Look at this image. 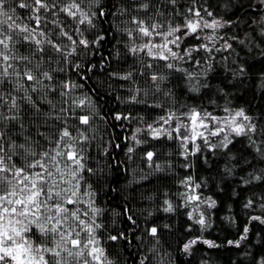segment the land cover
<instances>
[{"label": "trees", "instance_id": "trees-1", "mask_svg": "<svg viewBox=\"0 0 264 264\" xmlns=\"http://www.w3.org/2000/svg\"><path fill=\"white\" fill-rule=\"evenodd\" d=\"M121 2L99 0L100 5L109 6L105 8L108 14L94 19L96 26L88 31H84L86 26L67 20L71 27L66 30L74 39L80 38L79 32L75 31L79 27L89 41L103 36L98 44L89 48L75 45L76 52L67 57V62L63 58L57 62L55 57L51 63L47 57L44 60L45 68L49 71L55 69L53 80L44 83L55 88L56 92H49L46 99L59 108V85L71 80L82 87L70 94L65 106H72V99L87 97L90 106L76 109V113L92 111L95 117L91 126H80L82 131L88 129L85 132L89 137L85 155L87 166L94 170L84 172L85 180L81 181L83 202L76 207L88 212V216L82 215V219L91 222L94 215L88 207L89 197L84 195L91 193L93 207L102 210L95 216L96 223L104 226L97 230V238L101 239L114 264H140L141 261L144 264H260L264 261V223L251 217L264 219V157L256 151L257 146L264 151V144L260 143L264 136L259 135V130L264 129V6H260V0H198L197 6L203 3L217 19L230 23L217 31V39L203 41L209 47L214 43L220 51L214 50L211 54L194 52L192 58L175 62L183 70L177 72L164 68L163 61H153L144 53L133 55L128 51L131 42L127 30L135 27L130 17L139 15L145 18V13L133 12L121 17L116 11ZM189 2L178 0L180 11ZM88 10L99 12L95 4H91ZM160 11L166 16L174 15L170 9L161 8ZM60 19L64 20L63 14ZM209 31L205 30L202 35ZM225 41L232 45L230 49L224 50ZM200 43V40L188 37L181 44V55L185 45L192 47ZM64 44L70 45V42L64 38ZM18 47L21 53L27 54L24 47ZM196 60L200 61L198 65ZM147 63L153 64V68L145 67ZM128 72L133 73L128 81L113 75ZM150 72L166 77L155 82L159 84V91L149 78ZM189 73L193 74L194 80L188 79ZM196 81L199 82L196 85L198 90L193 91ZM133 88L143 89L139 103L130 102ZM167 92L172 95L165 96ZM197 106L220 117L227 115L223 112L225 107L233 111L244 109L257 125L258 134L253 137L256 145L244 136H233L230 137L233 143L221 148L222 137H210L212 143L217 144L215 151L197 141L201 143L202 152L185 158L179 140L167 136L154 139L147 132L135 133L136 128L154 123L168 109L183 112ZM44 110H48L47 104H44ZM115 113L130 118L117 121L113 118ZM49 123L56 124L55 121ZM68 123L75 121L69 119ZM24 124V135H31L45 148L49 147L42 137L36 135V128L27 117ZM164 128L171 130L168 125ZM14 131L19 133L20 130L16 128ZM40 131L51 136L43 125ZM133 134L142 142L133 141ZM176 135L173 132V137ZM13 139L22 142V136ZM129 147L134 149L132 153L127 152ZM189 148H192L191 144ZM35 150L41 151L39 147ZM149 151L155 153L151 161L146 157ZM257 175L262 179L254 180ZM189 176L193 186L200 185L196 189V194L201 197L199 203H190L183 195L191 194L183 183ZM166 201L172 205V211L165 210L168 207ZM211 201L215 202L213 206H209ZM249 201L252 204L246 207ZM200 213L204 215L206 226L195 223ZM150 227H157L156 237L148 235ZM246 227L248 232L245 234ZM117 233H123L126 239H107ZM242 235L246 238L240 240ZM198 237L214 241L219 247H209L201 242L184 252L183 245ZM228 241H239L240 246Z\"/></svg>", "mask_w": 264, "mask_h": 264}, {"label": "snow or ice", "instance_id": "snow-or-ice-1", "mask_svg": "<svg viewBox=\"0 0 264 264\" xmlns=\"http://www.w3.org/2000/svg\"><path fill=\"white\" fill-rule=\"evenodd\" d=\"M91 4H95L99 12L89 11ZM197 4L198 0H190L184 10L180 11L178 0H122L116 9L119 16L133 12L145 13V18H140L139 15L130 17V22L135 27L127 30L131 42L128 51L133 55L144 53L153 61H163L164 68L177 72L183 70L175 62L182 61L185 57L192 58L194 52L211 54L214 50L220 51L214 43L209 47L203 41L212 42L217 39V31L230 22L217 19L203 3L199 6ZM260 6H264V0H260ZM107 7L109 6L100 5L99 0H88V3L85 0H0V264H114L106 248L102 246L101 239L97 238V230L104 226L96 223L95 216L102 210L93 207L92 194L84 193L89 197L88 207L94 214L91 222L82 219V215L88 216V212H82L76 207L83 202L80 191L81 181L85 180L83 173L94 171L87 166L85 155L89 142L85 132L88 129L82 131L80 128L81 125L91 126L94 113H76V109L90 106V102L87 97L72 99V106L66 107L70 94L82 85L65 80L59 85L61 105L57 108L46 99L48 93L56 92V89L44 83L45 80H53L55 72V69L49 71L44 67L45 57L49 63L53 57L57 62L61 58L67 62V57L76 52L75 45L89 48L104 39L103 36H97L89 41L79 27L75 31L79 32L80 38L74 39L66 30L71 27L67 20L86 26L84 31H88L95 28L94 19L108 14L105 11ZM161 8L170 9L174 15L166 16L160 11ZM149 12L153 14L147 15ZM61 14L64 16L63 21L60 19ZM205 30L210 31L202 35ZM188 37L200 40L201 43L192 47L185 45L181 55V44ZM64 38L70 45L64 44ZM137 40L142 42L136 43ZM18 46L24 47L27 54L21 53ZM231 47L225 41L224 50ZM37 56L39 59H36ZM208 58L211 59V55ZM195 63L198 65L200 61L196 60ZM145 67L152 69L153 64L147 63ZM240 71L243 72L244 69L241 68ZM113 75L117 79L128 81L132 79L133 73ZM149 78L159 91V84L155 82L163 81L166 77L150 72ZM188 79L192 81L195 77L189 73ZM198 83L196 81L193 84V91L198 90ZM130 91V102H141L138 98L143 89L133 88ZM171 95V92L165 93V96ZM44 104L48 105L47 111L44 110ZM177 112L179 109H168L154 123L136 128L135 133L147 132L154 139L162 136L175 138L180 141L185 158L202 152L201 143L215 151L217 144H213L210 137H222L219 142L221 148L232 144L233 139L230 137L233 136H244L252 145H256L253 137L258 134L257 125L244 109L233 111L225 107L223 112L227 115L223 117L200 106L187 108L186 111L179 112V115ZM25 117L36 128V135L42 137L49 147L45 148L31 135H24ZM113 118L120 121L129 119L130 116L115 113ZM69 119H73L75 123L69 124ZM49 121H55L56 124H50ZM41 125L51 132V136L40 131ZM164 125H168L171 130L165 129ZM16 128H19V133L14 131ZM173 132L177 134L175 137ZM136 134L131 139L139 144L142 141L137 139ZM259 135L264 136V129L259 130ZM14 136H22V142H17L13 139ZM260 143L264 144V140ZM37 147L41 151H36ZM133 151L131 147L127 149L128 153ZM256 151L264 157V151L260 147L257 146ZM154 155L151 151L146 153L149 161ZM253 179L259 181L262 177L257 175ZM183 183L191 193L183 194L186 200L190 203L201 202L200 195L196 194L200 185L193 186L190 176ZM87 186L91 187L90 184ZM165 203L168 204L165 210L172 211V205L167 201ZM214 203L211 201L209 206ZM251 204L252 201H249L245 206L249 207ZM189 218H192L191 214ZM251 219L264 223L260 216H252ZM195 223L206 226L203 213L199 214ZM147 231L152 237L158 234L157 227H150ZM247 232L246 227L244 233ZM245 238L246 235H242L240 240ZM107 239L118 241L126 237L123 233H117L109 235ZM201 242L209 247H219L214 241L198 237L185 243L183 251L189 252ZM228 243L240 246L239 241ZM140 264L144 262L141 261ZM260 264H264V261Z\"/></svg>", "mask_w": 264, "mask_h": 264}]
</instances>
